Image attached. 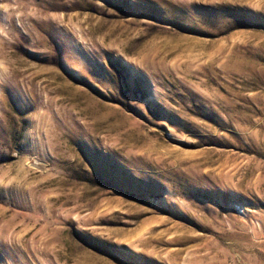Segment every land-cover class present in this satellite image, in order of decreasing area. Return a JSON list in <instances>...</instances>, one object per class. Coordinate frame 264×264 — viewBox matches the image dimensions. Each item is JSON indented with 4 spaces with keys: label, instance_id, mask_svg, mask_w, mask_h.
Wrapping results in <instances>:
<instances>
[{
    "label": "rangeland",
    "instance_id": "obj_1",
    "mask_svg": "<svg viewBox=\"0 0 264 264\" xmlns=\"http://www.w3.org/2000/svg\"><path fill=\"white\" fill-rule=\"evenodd\" d=\"M0 264H264V0H0Z\"/></svg>",
    "mask_w": 264,
    "mask_h": 264
}]
</instances>
